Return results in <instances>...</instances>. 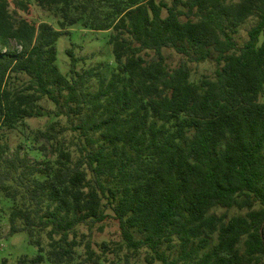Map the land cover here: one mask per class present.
Returning a JSON list of instances; mask_svg holds the SVG:
<instances>
[{"label": "trees", "instance_id": "trees-1", "mask_svg": "<svg viewBox=\"0 0 264 264\" xmlns=\"http://www.w3.org/2000/svg\"><path fill=\"white\" fill-rule=\"evenodd\" d=\"M39 5L60 8L61 30L17 19L9 0H0V129L43 116L44 98L67 118V126L40 133L57 154L54 163L33 165L19 150L6 157L0 146V189L20 202L9 235L37 237L38 253L18 264H73L82 245L87 261L98 264L78 228L111 217L123 244L146 249L149 263L264 264V0ZM84 16L94 31L113 30L120 68L110 78L95 68L79 71L72 50L70 78L57 65L63 30ZM250 19L239 46L235 35ZM13 41L20 50L9 49ZM169 49L186 61L171 66ZM212 58L214 76L192 82L189 63ZM19 79L23 85L15 86ZM68 131L75 151L66 148ZM232 209L240 213L230 216ZM41 233L49 239L47 259Z\"/></svg>", "mask_w": 264, "mask_h": 264}, {"label": "rangeland", "instance_id": "rangeland-1", "mask_svg": "<svg viewBox=\"0 0 264 264\" xmlns=\"http://www.w3.org/2000/svg\"><path fill=\"white\" fill-rule=\"evenodd\" d=\"M28 4L29 12L20 9L14 0H9L10 11L17 19L28 18L36 24L49 23L55 29L61 30L60 21L62 20L59 7L53 9H45L39 5V0H23ZM161 1V0H158ZM168 4H172L173 0H162ZM166 11L164 12V15ZM84 16L83 20L75 25L68 26L63 30V35L57 42L58 57L57 65L60 71L70 78L71 56L68 51L72 50L75 57L79 59L77 69L79 71L93 69L102 72V74L110 78L112 73L119 71L114 55L110 36L113 30L94 31L86 27ZM255 23L254 19L247 21L235 35L239 46L247 40V33L251 26ZM12 51L20 50L17 42L13 41L9 46ZM167 62L171 66H178L180 62H185L186 58L176 53L174 50L165 51ZM153 55L149 52V57ZM191 69V80L198 84L204 77H213L216 70V61L214 58L200 63H189ZM25 79V78H24ZM15 86H22V79L12 81ZM99 82L93 79L89 87L91 90H97ZM260 102L264 103V93L260 97ZM40 106L44 111V115L40 117L26 118L14 129H0V146H3L6 157H13L17 150L20 151L22 157H28L31 164L42 167L48 162L54 163L57 154L50 151V147L40 135L45 132L53 123H58L59 127L67 126V118L64 115L57 116V105L44 98L40 102ZM66 148L71 151L76 150L74 135L68 131L64 137ZM1 151V148H0ZM14 187L16 185L14 183ZM19 201L15 202L8 197L0 189V264H18V260L27 255L32 257L38 253V247L34 244L37 237H31L28 232H19L9 235L10 232V216L13 209L19 205ZM109 213L111 210L108 211ZM217 214H223L225 209L218 208L215 210ZM230 216L240 213L236 209L229 212ZM244 213V212H242ZM102 227V229H101ZM80 238L91 240L92 247L96 254L100 255L101 260L98 264H161L159 261L149 263L147 256L149 252L146 249L140 251H132L123 244L122 233L118 221L109 218L101 224L86 226L81 225L78 228ZM39 237L42 239L44 246V255L47 259V251L49 250V239L44 233ZM107 244V246H103ZM85 246H79L76 249V256L73 264H90L87 261ZM6 260V262H4ZM45 264H50L46 260Z\"/></svg>", "mask_w": 264, "mask_h": 264}]
</instances>
